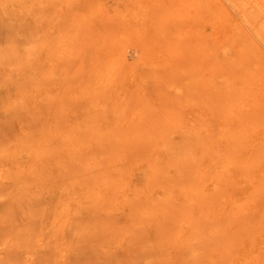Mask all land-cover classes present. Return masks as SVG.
<instances>
[{"label": "rangeland", "instance_id": "obj_1", "mask_svg": "<svg viewBox=\"0 0 264 264\" xmlns=\"http://www.w3.org/2000/svg\"><path fill=\"white\" fill-rule=\"evenodd\" d=\"M231 1L0 0V183L11 192L10 224H39L34 236L7 240L26 257L7 264H264V181L230 184L232 193L222 183L228 194L216 192L202 204L215 209L213 218L210 209L184 214L174 202L155 215L156 226L145 215L135 217L137 225L127 212L150 193L142 163L157 150L130 145L127 137L123 151L110 148L114 164L104 160L99 140L86 143L100 125L142 131L154 118L167 130L179 119L185 126H173L189 132L198 112L217 121L222 98L244 104L250 118L255 107L263 115L264 42L255 27L264 0ZM248 36L252 45L242 49ZM140 118L147 122L131 130ZM182 130L170 132L178 138ZM244 187L256 190L247 197ZM230 197L233 208L248 207L229 209Z\"/></svg>", "mask_w": 264, "mask_h": 264}, {"label": "bare ground", "instance_id": "obj_2", "mask_svg": "<svg viewBox=\"0 0 264 264\" xmlns=\"http://www.w3.org/2000/svg\"><path fill=\"white\" fill-rule=\"evenodd\" d=\"M229 1H231V0H229ZM231 2L233 3V1H231ZM237 2L240 5H241V3L244 2V5H245V1L240 2V0L239 1L237 0ZM231 5H236V4L234 2ZM237 6H238V9L243 7V6H241L239 8V5H236V7ZM254 7H255V5H254ZM242 9H244V7ZM243 11H246V10H243ZM252 11L253 10L250 9V12L249 11H247V12L249 14V13H252ZM255 12H257V11H255ZM255 12H254V14H255ZM246 13L244 14V16L246 15ZM254 14H252V16ZM252 16L249 15L248 17L250 18V20H249V18H246V21H250L249 23H252V20H251ZM245 17H247V16H245ZM256 20H257V18H256ZM253 23H252V25H254ZM255 31H254L255 34L257 36H259L261 41L264 42V19L262 20L261 24H256ZM245 42L248 46H245V44H244L242 49L250 48L249 45L250 46L252 45V41L250 40L249 36L246 37ZM226 48H228V47H226ZM225 51L226 50L224 49V52ZM238 61H240V59ZM251 64H252L251 66L254 67L256 63H251ZM256 73H259V71ZM216 79H218V78H216ZM245 79L246 78L244 77V80ZM233 82H234L233 76H230L229 80H228V86L232 88ZM231 88H227L228 90L226 91V93L228 95H229V93H231L230 92ZM179 90H181V89H179ZM226 93H220V95H221L220 98L225 96ZM242 95H244V94H242ZM253 95H251V96H253ZM230 100L226 101L223 98L221 100H219L220 101V107L218 104L217 105V107H218L217 113H215L213 111L214 115H216V117L218 118L216 122L211 121V120L209 121V119L207 117H205L201 112H198L199 116H198L197 122L196 123L190 122L191 128H192V123H194L196 125H193L194 126L193 129L189 132L185 131L189 128H187V129L183 128L184 129V131H183L181 128H176L175 125L173 126V124L178 123L179 119L174 120L173 121L174 123L169 121L170 126L173 127V130L171 128H168V130L165 128L166 129V131H165V129L162 128V125L158 124L159 123L158 119H156L157 121H155V118L153 119L154 122L152 120L151 123H147V124L145 123L147 126L150 124L149 127L145 126V124L143 126L142 123L147 122L150 119V118L148 119V117H149L148 116V117H142V118H146L147 121H144L145 119L142 120L140 118L141 121L132 122V123H134V124H132V126L133 125L134 126L130 127L132 130L135 126L141 127V125H142L143 128L141 127L140 129H138V127H136L138 130L143 129L142 131H137V130L136 131H130L127 129H125L123 131H119V128L117 129V126L114 125L111 127V129H108V130H111L114 132H108V130H106V127H105V129L103 128L104 130L103 129L101 130L100 129L101 125H100V127L95 129L96 132H91L90 133L91 136L88 135L86 143H89V141H91L93 139V137L95 140L96 139L99 140L98 148H100L102 150V153L105 154L106 157L103 156L104 160H110V162H112L114 164L117 163L118 156L114 155L111 152L110 148L116 147L119 151H123V149H125L126 146H129L128 142H126L127 137L130 138V140H129L131 142L130 145H133V146L138 145L140 147H149L150 145H152L153 149L155 148L157 150V156L156 157L151 158V160H148L145 163H142V166L144 164V169H145L144 174H143V178H144L143 182H144L145 186L150 190V193H148L147 196L144 198L145 202L143 204H141V203L139 204V200L137 203L135 199L130 203L131 207L129 208L127 213H128V216H129L131 223H133V224L136 223L138 225L137 221L135 220V217L145 215L144 217L146 218V220L148 219L147 221H145V223L150 225L151 227H153L154 225L156 226L157 223H160V222H158L157 220L154 219L155 215H160L161 213L164 214V212L172 210V208H174L173 207L174 202L180 203V205L182 207V211L184 212V214H189V213H192L196 210L206 211L207 209H210V208L206 207L202 204L207 203L210 200V198L213 197V195L216 192L217 193L222 192L224 194H228L227 191L230 190L229 187H231L232 185L234 186L235 183H237L236 185L241 183L240 185L242 186V185H246L248 183H251L253 181L254 182L264 181V129H263L264 128V114L260 115L261 111H260L259 107H255L253 109V112L255 113V115L250 118V116L247 115V110H246L244 104L239 103L238 105H235L236 102L231 101L232 103H230ZM252 104L254 105V103H252ZM180 112H182V111H180ZM176 113H178V112H176ZM162 115H160L158 118H161ZM170 115H171V113H170ZM170 115L168 114L167 117ZM180 115L178 113L175 116H178V118H180V120H181L183 118V115H181V116ZM171 116H172V117H170L171 119L176 118L175 116L173 117V115H171ZM171 119H169V120H171ZM165 120L167 121L168 119H166V117H165L164 121ZM183 120L184 119H182L181 121H183ZM164 121H162V122H164ZM175 121H177V122H175ZM156 122H158L157 125H160L162 130L160 129L159 126L157 128V125H155ZM171 123H172V125H171ZM180 123H178V124H180ZM183 123H184V121H183ZM102 124H104V123H102ZM105 124L108 126L107 122ZM151 124H154L156 126V129H155V126H153L154 127L153 128ZM163 125L165 127H167L168 123L163 124ZM187 125H188V123L186 122V127H187ZM183 126H185V123H184V125H181L179 127H183ZM114 127H116V129H114ZM150 128L155 129V130H152L153 131L152 132ZM97 129H100V130L97 132ZM157 129H159V130H157ZM178 129L182 130L184 133H179L178 138H175L176 134L174 133L175 132L174 130H178ZM116 130H118L119 132L118 131L116 132ZM170 130L174 131V132L171 133ZM101 131L103 133H99ZM163 131L164 132L169 131L170 133L169 132L163 133ZM250 142H251V144H253L252 152L249 151L250 148H248V146H247ZM252 142H254V143H252ZM129 163H131V162H129ZM83 174L88 175V172L83 171ZM101 179L105 180V178L103 176L101 177ZM235 179H237V182H234ZM206 182H211V183L215 182L219 186L220 185L222 186L223 185L222 183H224V186H225V184H229V185H226L225 186L226 188H224L222 186L224 190H227V191L223 192V189L221 188V186H220V188H221L220 189L218 185L211 187V188H207L206 185L204 184ZM125 184L127 185V181L125 182ZM216 184H214V185H216ZM230 184H231V186H230ZM3 185H2V183H0V190L2 191V189H3L2 194H0V214H1V216H0V264H7L11 260L21 262V260L26 258L24 256L23 250L20 249L19 245L17 246V250H16L14 247V246H16V243L14 246L8 245L7 240L13 239L16 242V241H19V239H23L24 237H27V236H29V237H30V235L34 236L33 233H34V231L36 232L39 224H38V222L34 221L31 224V228H28L27 225H25L21 222L22 220L18 223V222H16V219L14 221H12L10 224L6 214L9 212V209L11 208V203H12L11 202V195H10L11 192H10V194H8V192L6 190L4 191L5 187ZM240 185L235 186V187H240ZM123 187H124V185L121 186V188H123ZM154 188L156 191L151 194V190H153ZM255 190H256L255 187H249V188L244 187L242 189V191H240V193L247 195V197H248V195L253 194V192ZM231 191H229V193ZM139 193H140V190L137 189L134 192L133 197L136 198ZM1 196H2V198H1ZM137 199H138V197H137ZM231 199H232V197L229 198V200L232 204L229 209L235 210L236 207L233 208V206H235L234 202H236V200L234 199L235 201H232L233 199L232 200ZM228 203H229V201H228ZM112 204H114L113 207H116L114 201ZM226 204L227 203H225L223 205L225 206ZM245 204L246 203L244 202L243 205H245ZM243 205L238 204L236 206L238 208V206L243 207ZM245 206H246V208L248 207L247 204ZM245 206H244V208H245ZM237 208H236L235 212H239L241 209H244V208L239 207L240 210L239 209L237 210ZM210 210L211 211L213 210L215 213V209L212 208ZM213 211H212L211 216L213 215ZM245 211H247V210H245ZM241 212H244V211L242 210ZM11 214H13V213H11ZM206 214H208V213H206ZM209 214H210V212H209ZM76 215H78V214H76ZM94 215L95 214L93 213V216ZM212 218H213V216H212ZM226 220H228V219H225V222H226ZM141 223L143 224L144 221H142ZM206 223L209 224L210 222L208 221ZM223 223H224V221H222V224H220L222 226H220V227L226 228V229L228 227L227 230H229L230 227L228 226L229 224L227 225L228 222L225 224V225H227V227L226 226L223 227V225H224ZM12 224H14V225H12ZM184 224L189 225L190 222L187 219H185ZM198 225L199 224H197V226ZM209 225H212V224L210 223ZM216 225L217 224H215V227H216ZM23 226L26 227L25 228L26 231H23V229H24ZM84 226H83V228H84ZM220 227L216 228L217 231L223 230V229H220ZM20 228H22V229H20ZM212 228H214V227H212ZM209 229H210V227H209ZM16 230L17 231L22 230L23 233L25 232V234H22V235L19 233L16 234L15 233ZM211 231L212 230L210 229V233H211ZM214 234H216V233L214 232L213 236H214ZM210 235H212V233ZM199 238H200V236H199ZM195 239L197 241H199V243H200V241L204 240L203 238H202V240H200V239L198 240L197 235L195 236ZM196 240L193 239L192 243L193 242L195 243ZM209 241H210V239H209ZM202 243L204 244L205 242H202ZM207 243H209V242H207ZM219 245H221V244H219ZM10 246H12L14 248H11ZM209 249H211V248H209ZM212 249H214V246ZM193 250H194V248L192 249V251ZM250 250H252L251 247H250ZM202 252L203 251H201L200 254ZM25 255H27V258H28V254L25 253ZM198 255H199V251L197 250V251H194L191 256L196 258V257H199ZM254 261H256V260H254Z\"/></svg>", "mask_w": 264, "mask_h": 264}]
</instances>
